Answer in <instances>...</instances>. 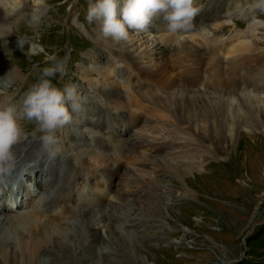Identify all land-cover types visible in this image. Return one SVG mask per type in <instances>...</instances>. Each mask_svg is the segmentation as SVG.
Here are the masks:
<instances>
[{"label": "rangeland", "instance_id": "1", "mask_svg": "<svg viewBox=\"0 0 264 264\" xmlns=\"http://www.w3.org/2000/svg\"><path fill=\"white\" fill-rule=\"evenodd\" d=\"M197 1L203 8L206 6L205 1L207 0ZM228 1L226 4L225 0H210L206 8L203 11L200 10L201 12L196 17L201 15L206 19L209 13H212L214 17L217 15L227 16V18H223V22L226 21L224 24L229 25H224L220 32L216 28L214 32L218 37L220 33L222 41L227 43L226 45L232 43L231 46L235 43L236 38L227 42L225 39L229 34L235 33L241 37L243 33H246V27L250 26L254 31V37L249 42L251 49L248 52L250 55H255V60L249 61L246 65L250 63V67L258 69L264 65V12H255L252 22H247L245 16L251 10V3L247 0H245L246 2L244 0ZM33 3L34 0H26L22 11L8 22L10 34L0 36V78L9 75L7 84L0 82L4 87L3 90L0 88V93L5 94L4 96L0 95V103L20 101L27 89L37 82L40 69L49 66L45 61L51 55L47 54L51 51L60 53L62 50H66L69 52L71 49L69 41H71L73 58L71 54V59L65 64L66 74L63 76L57 74L54 79L61 89L68 84L77 85L79 93L87 99L88 103L85 107L88 113L79 117L83 123H89L87 119L93 118V120L101 121L102 124L97 131L91 129L82 131L73 125H69V128L67 125L63 130L58 131L61 155L55 161H47L53 163L55 171L63 168L61 175L66 171L71 172L72 167L76 169L77 164H82L89 168V171H83V174L90 181L94 180L95 172L100 169H109L118 167V165L119 168L115 167L113 171H108L111 176H114L111 187L103 177L99 179L105 188L102 198H107V195L110 198L105 205L102 204L99 208L92 207L94 212H102L105 216L102 227L100 223H96L99 215H94L92 219H83L80 222L78 219L76 221L67 220L68 217L65 220L57 218L58 221H56L63 223L62 228L65 229V234H71V238L72 233H85L83 225L90 229L92 228L90 226H95L91 230L94 232L95 228L99 229L100 227L97 230L99 240L95 246L87 240L82 243V246L87 250L94 248L95 254L80 256L81 253H78V255L58 256V252L52 248L54 246L52 236L56 233L58 234L57 239L61 240L64 233L58 232L60 229L53 224L55 222H49L47 224L50 226L49 235L51 238L46 243L45 241L40 242L39 256L36 255L35 263H32L68 264L66 260L70 256L72 260L74 259V264H81L78 261L79 258L92 256L93 258L91 257L90 260H93L88 264H264V113L252 116L255 120L250 125H248L249 123L241 124L238 132L229 128L222 135L220 129H213L208 122H206L205 128L200 127L198 124L202 123H197L199 121L187 113H182L185 119L176 120L170 114V110H174L176 104H173L169 109L163 103H160L162 104L159 105L160 107L157 106L158 103H153L155 98L162 102L166 89L171 88V85L167 86L168 83L172 84L178 96H181L178 90L186 92L185 96L188 100L193 96L194 99H200L201 96L206 100L211 99L214 96L212 93L219 88L218 86L222 87L221 89L228 87L233 81L232 78L237 77L227 74L229 66L227 67L226 62L229 61L231 64L230 61L233 58L222 57L220 59H222L223 66L219 64L218 67H214V62L207 63V61L214 56L215 49L212 48L210 51V46L204 45L199 37H192L186 33L180 40L173 43V48L170 51H166L162 48L168 47L158 44L153 32L152 35L146 36L147 34L144 32L137 34L129 28V35L132 36L131 43L117 44L109 39L108 48L110 47L109 49L119 54L128 55L127 57L130 59L118 56L116 59L120 69L131 73V76L127 77L121 73L116 80V77L110 73L109 77L105 74L107 77L105 79L98 73L99 71L103 72L104 68L97 62V58L109 56V51L108 48L100 46L102 41L98 23L94 22L89 25L85 20L88 0H47L50 10L45 17V22L38 27L32 26L27 19ZM237 3L243 8L249 9L242 17L230 15L232 8ZM234 20V26H230L233 25ZM18 40L23 45L22 47L18 46ZM153 41L159 46L162 54H151L154 49ZM195 47L200 48L201 51H208L206 53L208 57L203 60V63L197 58L196 52L199 50L196 51ZM192 48L195 50L193 51ZM222 51L226 52V48L223 46ZM145 53L148 54L143 57L142 61L138 59ZM44 55L45 57H43ZM209 56L212 57L209 58ZM131 59L136 65V70H132ZM4 60L7 61L6 63L9 62L12 67L5 66ZM234 60L236 62L234 65L241 63V60ZM199 63L202 64L199 65ZM209 71L212 74L214 72L215 78L218 79L217 82H221L220 85L213 77L215 86L213 88L206 86L205 79H211ZM13 72L17 76L16 80H12ZM204 72L205 79L202 75ZM217 72H219L218 75ZM245 75L243 74V79ZM193 76L203 80L199 79L200 83L193 85L189 83V79ZM255 76L251 77L255 78ZM110 77L115 81L113 82ZM211 81L213 82L212 79ZM94 83L103 89L116 88L117 90L126 84L124 86L129 88L128 94L133 99L136 98L133 87H141L142 89L136 90L137 93L141 91L146 96L153 93L154 97L150 94L152 97L146 98L142 108L136 106L137 110L129 112L127 124L122 125L120 123L121 115L114 114L113 120L108 119L105 122V117H101L99 115L101 113L97 112L99 107L102 108L98 102L106 104L109 111L112 112L123 110L116 109L114 106V103L120 104L118 99L110 103L108 100L111 98L108 95L105 97L106 95L102 96V94L92 92L87 88L89 84ZM152 84L161 88L157 94L152 92ZM248 84L247 81L244 83L242 92L249 91V93L255 94L258 91L264 92V86L261 85L257 90L252 86H247ZM202 91H211L212 93L205 92V95H201ZM168 93L171 92L168 90L165 95ZM136 96L139 97L138 94ZM7 97H9L8 101H2ZM206 100H203L204 104L207 102ZM137 102L140 101L133 103ZM143 110H146L147 113H141ZM138 114L142 116V119H135L134 115ZM202 114L206 115L207 113L203 111ZM114 121L119 122L116 125L117 132ZM19 123L22 134L16 148L24 149L21 151L24 153L33 151L34 156L39 159L38 162L45 161L46 157L41 153L39 143L41 133L36 124L25 120H21ZM74 124L77 125L76 122ZM105 124H111L113 127L115 136L112 137V141L114 145L116 144L115 147L110 148L107 145L106 140L110 138L111 132ZM71 132L78 137L79 145H74L71 141ZM119 132L122 134L119 135ZM84 133L87 135L86 138L91 137L88 141L84 139ZM93 136L105 140V146L109 149L107 152L100 150L96 158L93 154V151L97 150L93 148ZM123 142L126 144L122 146ZM141 143H143L142 147ZM133 144L138 146L136 147L137 155L132 160L129 159L133 156L131 152H127L129 155L126 158L117 156V152L119 154L121 152L116 149L127 147L126 150H128V146ZM157 157L162 164L157 162ZM28 160V162H33V158ZM63 160L65 166L61 167L60 164L56 170V164ZM84 162L88 164L86 165ZM138 167H140V172L136 169ZM49 173L53 177L55 176V181L53 180L52 183L48 181L46 189L52 192L54 189L57 191L64 187V180L67 177L61 180V176L58 178L56 173ZM58 184L60 185L58 186ZM79 207H88V205H79ZM109 211L112 213L110 217L107 215L110 213ZM66 221L67 224H65ZM108 224L112 225L113 234L107 232ZM76 227L78 230L75 229ZM20 228L23 229V226ZM26 230L24 228V232ZM8 236L14 246V238L18 237L9 234ZM86 236L89 239L93 237V234ZM67 241L68 243L63 241L67 245L66 248L69 247L70 240ZM76 241L75 246H80L81 240L76 237ZM134 242H136L135 249L131 247ZM71 243L74 242L71 240ZM105 244L108 245V248H105ZM3 251L7 261L6 256L9 255L10 249L4 248ZM2 256H0V264L5 262V258ZM24 260L23 264H28V259Z\"/></svg>", "mask_w": 264, "mask_h": 264}, {"label": "bare ground", "instance_id": "2", "mask_svg": "<svg viewBox=\"0 0 264 264\" xmlns=\"http://www.w3.org/2000/svg\"><path fill=\"white\" fill-rule=\"evenodd\" d=\"M238 1H240V0H234V2H238ZM247 1L249 3H252V0H247ZM205 2H206L205 3L206 6H207L208 3H210V0H207ZM225 2H226V4H228L229 1L228 0H225ZM7 6L8 7H12V8L18 6V0H8V5ZM206 6L204 8L201 6V11H203L206 8ZM255 12H257V11H251L250 10L246 14L245 20H247V22H249V21L252 22V20L254 18V13ZM223 18H227V16H225V15H219L218 16L217 15L216 17H214L212 15V13H209L208 17L206 19H204L200 15V16L194 18V22L193 23L197 27H200L201 25H204V26L207 27V30L204 31V32H199V31L189 32V34L192 37L194 36V37H199L200 39H202L201 41H203L204 45H209L210 46V49H211L210 51H212V48L215 49L214 56L213 55H212L213 57L212 56H209V58H211V57L212 58L210 60L208 59L209 61H207V63L208 62H211V61H212V63L214 62V67H218L219 64L222 65V59H220L222 57H225V59L233 58L230 61L231 64H229V61L226 62L227 63L226 64L227 67L229 66L228 67V70L229 71L227 73L228 76H232V75L233 76L234 75L237 76L235 79H234V77L232 78L233 79L232 83L228 87H225L223 89H221L222 87L218 86L219 88H217L216 90H214L213 93L211 91H202L200 93L201 95H205V92L212 93L214 95V96H212L211 99H208V100H206L205 98H203V96H201V97L199 96L200 99H197V98L194 99L195 98L194 96L191 97V98L189 97V100H188L187 96H185V93L186 92L184 93L183 90L182 91H179L178 90V92L181 93V96H178V93H175V91H174L175 89L173 88L172 84L171 83H168L167 86L169 87L171 85V88H167L166 87L167 88L166 90L167 91L169 90V92H171V93H168L167 95H165L167 93V91H166L164 93V95H163L162 102L159 99L156 100V98H155V101L154 102L152 101L153 103L156 102L155 104L158 103L157 106L162 105L160 103H163V105L166 108H169V109H171V106L173 104H176L174 110H172V109L170 110L171 111L170 114L172 116H174V118L176 120L179 121V120L185 119V116H183L182 113H185V114L187 113L190 117H194L195 120H198L199 122H197V123H202V124H198L200 127H204L205 128L207 126L206 122H208L209 124L212 125V128L213 129L214 128L220 129L222 135H223L224 131H226L229 128H233L235 130V132H238L241 124L246 125L247 123H249L248 125H250V123L252 124V122L255 120L252 116L257 115V114L261 115L262 113H264V92L260 93L261 91H258L255 94V93H249V91L247 93H245V91L242 92L243 90H241L242 88H244V83L246 81H247V83H249L247 86H252L253 88H256L257 90L260 89L261 85H264V65H262V67H260L258 69H253L252 67H250L249 66L250 63H249V65H246L249 61L255 60V55L254 54H251L250 55V53L248 52V51H250L249 49H251L250 46H249V42H251L250 41L251 38L254 37V35H253L254 31H253V29L250 26H248L245 29L246 30L245 31L246 33H243L241 35V37L240 36H237L235 33L234 34L230 33L229 36L225 40L227 42H230L232 40V38H236L234 40L235 43L232 46H231L232 43H229L228 45H226L227 43L223 42L222 41V38H220V33H219V37H218L217 36V33L214 32L216 30V28L220 32V30L222 29V27L224 25L225 26L226 25H229V24H224L226 21L223 22ZM2 22H4V13H3L2 10H0V23H2ZM155 22H157V24L159 23L158 20L154 21V23ZM232 24L233 25H230V26H234L235 20H234V22ZM249 28H251V29H249ZM148 29H149V33H151V32L154 33L153 34L154 36H156V33H158L157 32V28H155V30H152V28L149 27ZM161 34L162 33H160L159 35H161ZM164 35H165V33L162 34V36H164ZM146 36H149V35H146ZM162 39H163V37H162ZM175 40L176 39L171 40L169 42V46L173 45V43H174ZM236 40H238V42H236ZM176 41H178V39ZM220 41H222V43H220ZM153 44H154L153 45V48L154 49H152L153 53H151V54L152 55L153 54H156V53L157 54H162L163 52H161V49L159 48V46L157 44L154 43V41H153ZM222 46L226 48V52L225 51L224 52L222 51ZM195 49L197 51L200 48L195 47ZM195 49L192 48L193 51ZM107 50L110 51L111 53H113V50H111V49H107ZM206 53H208V51H201V50H199L198 52H196L197 58L199 60H201L202 63H203V60L204 59H207V57H208V55H206ZM210 53H212V52H210ZM147 54L148 53H145L144 55H142L141 58L139 57L138 59H140L142 61L144 59L143 57L147 56ZM229 55H231V56L229 57ZM234 59L241 60V63H239L237 65H234V63H236ZM245 61H246V63H245ZM131 62H132L131 63L132 70L133 69L136 70V68H135L136 65L133 64L132 59H131ZM196 62H198V61H196ZM202 63H199V65H201ZM232 63H233V65H232ZM113 64H114V62H112V64L110 66H113ZM127 64L129 65L128 62H127ZM153 65H155V64H153ZM205 66H206V64H205ZM109 71H111V69L109 67L104 68V71L103 72H101V71L98 72V70H97V72L99 73V75L101 77L105 78V79H107V77L111 76V74H110ZM14 72H15V70H14ZM14 72H13V79L12 80H16V78H17V76L15 75ZM85 73L87 74V72H85ZM218 73L219 72H217V75H218ZM105 74L107 75V77H105ZM243 74L244 75L247 74V75L244 76V79H243ZM6 75H7V73H6ZM202 75H203V77L205 79L206 78L205 77V72L202 73ZM128 76L130 77L131 76V73ZM148 76L150 77V75H148ZM251 76H255V78H252ZM209 77H211V79L213 80V83H214V84L212 83V85L210 84L209 87L210 88H213L215 86V82H214L215 75H214V72L212 74L209 71ZM246 77H247V79H245ZM110 78H112V77H110ZM150 79H151V77H150ZM199 79H201V78H197V77H194L193 76V78L189 79V83H191L193 85L198 84V83H200L199 82L200 81ZM116 80H117V78H116ZM201 80H203V79H201ZM215 80H216V82L218 81V79H216V78H215ZM112 81L114 82L115 80L112 78ZM146 82H147V80H146ZM219 83H221V82H217L218 85H220ZM93 85L95 86L94 87L95 90L98 93L102 94V96L103 95H106L105 97H107V95H108V97L111 98V100H108V101H110V103L113 102L115 99H118L119 102H120V104H115L114 103V106L116 107V109L119 108V109L123 110V112L126 111L125 113H129V112H132V111L137 110L136 109V106L142 108L145 105L146 98L149 97V96L151 98L153 96V93H150V94H152V96L150 94L146 96V95L142 94L141 91L140 92L138 91V93H137L136 90L137 89L139 90V89H142V88L141 87H139V88L138 87H133V91L135 92V95L138 94V96H139V97L135 96L136 98L134 97L135 99H133L130 96V94H128V89L129 88L127 86H124L126 84H124L123 87L120 88L119 90H117L116 88H114V89L113 88L103 89L102 87L98 86V84H96V83H94ZM159 85H160V83H159ZM85 87H86V85H85ZM257 87H259V88H257ZM0 88H1V90L4 89V87L1 84H0ZM151 88L153 90L152 92H154L156 94L161 89V88L159 89V87L155 86L154 84H152V87ZM99 90H101V91H99ZM0 95L1 96H4L5 94L4 93H0ZM138 98L139 99L141 98L142 100H139ZM150 98H149V100H150ZM203 100H206L207 102L204 104L203 103ZM136 101H140V102H137L136 104H134L133 102H136ZM123 103H125V105H123ZM201 109L203 111H205L207 114L206 115H203L202 114L203 111L202 112L200 111ZM111 114H112V112H111ZM91 115H92V113H91ZM73 116H76V115L73 114ZM110 116H112V115H110ZM120 123L122 124V122H120ZM117 124H119V123H117ZM73 126H76V124L73 123ZM70 135H71V141H73L74 145L75 144L79 145L78 142H77L78 138L76 137V135L73 132H71ZM222 135H221V137H222ZM113 136H115V134H113ZM84 139L87 140V141L89 140L86 137ZM106 141L108 143L107 144L108 147H110V148L115 147L116 144L115 145L113 144L112 139L106 140ZM216 141H217V138H216ZM89 142H91V141H89ZM92 142H93V146H94L95 149L104 150L103 152L109 151V149L105 146L106 142L105 141H102V139H100V137L93 139ZM220 142H221V139H220L219 143ZM123 144H126V143L123 142L121 145L123 146ZM74 145L72 144V146H74ZM89 145H91V143ZM137 146L138 145L133 144V145L128 146L129 147L128 150H126L127 147L126 148L124 147L125 149H123V147L121 149V147H120V148H118L119 150L118 149H116V150L119 151V152H121L122 155H126V157H127V155H129L127 152H131L133 156L130 157L129 159L132 160L133 157L135 155H137V151H136V147ZM142 146H143V143H141V147ZM27 147H29V146H27ZM23 150L24 149L15 148V151H20V152L16 153L17 154V157L18 158L20 157L19 160L23 159V160H26L27 161V159L33 158V162L25 163L22 167L16 168L11 173L13 174L16 171V172L20 173L21 176L23 175L24 179H26V180L29 181L28 183H32L29 186V191H28V194H29V197L28 198H29V200L32 201L35 197H37V198L40 197L39 194H41L42 192H45V191L48 190L46 188H47L49 179L46 177V175H47V172L46 171H52V172H55L56 174H59V172H60V175L59 176H61L60 177L61 180L66 179V177H67L66 181H71V179L74 178L75 181L73 182V185L70 188L77 189L78 187H80L81 192H83L84 191V188H87L88 186H90L92 188V190H94V188L92 187V184H94L97 181H89L88 178H85V175H81L82 174V170L83 171H89V168L88 167L82 166V164H80V165H77V167L79 168V170L74 168L75 171H74L73 174L70 171H66V172H64L61 175V172H63V168L60 169V170H58V171H55V169H54L55 166L52 165L53 163L51 164L50 162H47V160H48L47 158L45 159L44 162H42V161L38 162L39 159L36 158L37 156H34L33 151H30L29 153L28 152L27 153H24V152H21ZM87 152H88V150H87ZM98 153H99V151H93L94 158H96V155ZM29 154H30L31 157L29 156ZM37 155H39V154H37ZM157 158H158L157 162L160 163V164H162L161 161L159 160V157H157ZM35 159H36V161H35ZM43 164H45V165L43 166ZM85 164L87 165L88 163H85ZM115 167H117V166H115ZM115 167L109 168L108 171H113ZM118 167H119V165H118ZM136 169H137V171L140 172V167H138ZM64 175H66V176H64ZM59 176H58V178H59ZM61 180H60V182H61ZM33 184H34V186H33ZM35 193H37L36 196H34ZM59 194L60 193L58 192V195ZM74 195L76 197H81L82 198L81 200L78 201V202H81L82 204H77V202H74L72 204V207H70V208H68V206H66L64 204L62 206V215L59 218L61 220H65V218L68 217L67 220L70 219V221L71 220L76 221L78 219V221L80 222L83 219L84 220H86L88 218H91L92 219V216L99 215V219H98V221L96 223L97 224L100 223V225L102 227V225H103L102 222L105 221V216L102 214V212H94L93 208L88 205V203H89L88 201L89 200H92V198L87 197L88 195L81 196V195L76 194V193ZM107 201L105 200L103 202V205H105V203ZM14 204H15L14 202H11V204L9 206L12 207V206H14ZM84 204L85 205H88V207H79V205H82L83 206ZM94 205L96 206V203ZM20 207L21 206H16L15 209H18ZM109 212L110 213L107 214V215L110 217V215L112 213H111V211H109ZM65 213H67V214H65ZM24 216H26V219L28 220V223L26 225H22L23 226V229H21L20 226H18L16 224V215L15 216L7 215L5 218H1L0 217V256L3 255L2 257H4V255H5L4 254V251H3L4 248H9L10 249L9 255L6 256L8 258V260H7L8 262L6 261V258L4 257L5 258L4 264H23V261H25L24 260L25 258L28 259V264L35 263V261H34L35 260V256L38 255V252L40 251V250H38V247L40 245V242L41 241H45V243H46L47 240H49V238H51L50 235H49V228H50V226H49V224H47L49 222L50 223L55 222L53 224L58 229H60V231H58V232H61V233L63 232L65 234V229L62 228L63 227L62 226L63 223H61V222H58L57 223L56 222V221H58V219H56V220H50L48 218H41L40 220H38V222H36L34 220L35 213L34 214H32V213L31 214H26ZM24 216H21V218L24 217ZM23 220H25V219H23ZM17 221L19 222V220H17ZM65 224H67V221L65 222ZM83 227L85 228V233H83V232H82L83 234L81 232L80 233H78V232L72 233V238L70 237L71 234L69 235L68 233H66L65 235L63 234V239L59 240V239H57L58 234H56V233H55L56 235L53 234L52 241H53L54 246L52 248H54V250H56L58 252V256L59 255H62V256L63 255H70V256L71 255H78V253H81L80 256H84V255H87V254H95L94 253L95 252L94 248L93 249H90V250H87V249H85V247L82 246V243L85 240H87L88 242L91 241V243L93 244V246H95V243L99 240V237H98V234H97V230H99L100 227H99V229L98 228H95L94 229L95 232L94 231H91L95 226H90V227H92L91 229L88 228V227H86L85 225H83ZM24 228L27 229L26 232H24ZM75 229H77V227ZM106 229H107V232L108 233L110 232V233L113 234V227H112V225H109L108 224V226H106ZM82 231H84V230H82ZM8 234L9 235H12L13 237H15V236L18 237V238H14L15 239L14 240V242H15V245L14 246H13V243L10 241ZM88 234H93V237L88 239L87 236H86ZM24 235H26V236H24ZM76 237H77V239L81 240L80 241L81 244L78 247L75 246V243H77ZM68 239L70 240V242L68 244L69 247L66 248L65 246H67V245L64 242H67L68 243V241H67ZM71 240H72V242H74L73 244L71 243ZM105 242H107V241H105ZM71 245H73V246H71ZM104 246H105V248H108V245L107 244H105ZM135 246H136V242H134V243L131 244V247L132 248L134 247V249H135ZM15 247H16L17 250L15 249ZM127 248H129V246H127ZM25 250H26V253H25ZM13 251H14V253H12ZM18 251H19V254H18ZM70 256L67 258L66 261L68 262V264H74L75 261H74V259L72 260ZM91 257L92 256L82 257V258H79L78 261H80L81 264H88L89 261H92L93 260V259L90 260ZM135 258H136V256H135Z\"/></svg>", "mask_w": 264, "mask_h": 264}, {"label": "clouds", "instance_id": "3", "mask_svg": "<svg viewBox=\"0 0 264 264\" xmlns=\"http://www.w3.org/2000/svg\"><path fill=\"white\" fill-rule=\"evenodd\" d=\"M25 4L26 0H18V6L12 8L7 6L8 0H0L5 20L0 23V36L10 34L8 22L22 11ZM250 9L264 12V0H252ZM49 10L47 0H34L28 22L34 27L40 26ZM200 10L197 0H122V4L120 0H88L85 20L89 25L98 23L100 35L117 44L131 43L129 28L137 34L152 35L148 32L150 26L156 27L157 32L175 34L179 40L186 33L207 30L206 26L197 27L193 23ZM248 11L237 3L230 15L242 17ZM156 20L161 22L154 24ZM18 46H23L19 40ZM45 62L49 66L40 69L37 82L29 87L20 101L0 104V176L10 174L17 167L15 148L22 134L21 120L36 124L41 133V153L49 161H55L62 152L58 131L72 123L73 114L83 117L86 113L88 101L78 92L77 85L68 84L61 89L53 83L57 74H66L64 61L51 55ZM0 82L7 84L8 78L2 77Z\"/></svg>", "mask_w": 264, "mask_h": 264}]
</instances>
